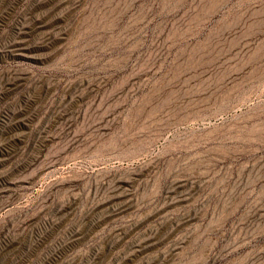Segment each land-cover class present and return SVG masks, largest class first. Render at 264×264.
<instances>
[{
    "label": "rangeland",
    "instance_id": "obj_1",
    "mask_svg": "<svg viewBox=\"0 0 264 264\" xmlns=\"http://www.w3.org/2000/svg\"><path fill=\"white\" fill-rule=\"evenodd\" d=\"M0 264H264V0H0Z\"/></svg>",
    "mask_w": 264,
    "mask_h": 264
}]
</instances>
